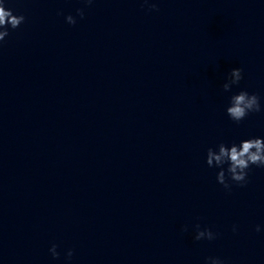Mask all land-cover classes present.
I'll use <instances>...</instances> for the list:
<instances>
[{"label":"clouds","instance_id":"clouds-1","mask_svg":"<svg viewBox=\"0 0 264 264\" xmlns=\"http://www.w3.org/2000/svg\"><path fill=\"white\" fill-rule=\"evenodd\" d=\"M85 4H92L93 0H83ZM148 5V10H158L155 3H150L149 0H144ZM76 14L81 19L84 17V9H76ZM65 20L70 25L77 23L76 17L68 15ZM25 22V16L16 15L13 10L5 7L4 0H0V42L5 41L9 36V28L17 29ZM243 79V69L233 68L223 83L224 92H229L233 85H239ZM226 115L234 123L239 124L249 114L262 111L260 97L255 93H249L247 90L241 89L229 97L228 106L226 107ZM206 163L210 168H218L216 179L226 191H231L233 183L243 187L248 183V175L252 166L264 167V138L251 137L241 140L238 144L233 142L231 145L223 142L216 145L215 148L209 147L206 153ZM225 165L227 167L225 168ZM182 231H188L187 225L183 226ZM236 227L233 226V231ZM255 230L260 231V226L257 225ZM218 233L213 232L209 228L201 229L200 225H195L194 239L214 240ZM58 245L52 244L49 249L53 259H58L60 253L57 251ZM68 259L73 256V250L69 249L66 253ZM206 264H225V261L219 257H208Z\"/></svg>","mask_w":264,"mask_h":264}]
</instances>
